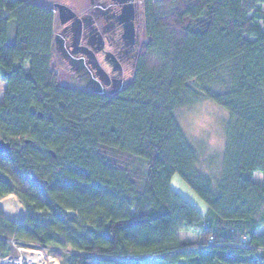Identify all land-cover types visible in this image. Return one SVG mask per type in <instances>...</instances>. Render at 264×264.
I'll list each match as a JSON object with an SVG mask.
<instances>
[{
  "label": "trees",
  "instance_id": "1",
  "mask_svg": "<svg viewBox=\"0 0 264 264\" xmlns=\"http://www.w3.org/2000/svg\"><path fill=\"white\" fill-rule=\"evenodd\" d=\"M136 1L131 75L102 95L61 84L53 10L0 0V200L25 216L0 206V259L33 246L59 264H264V0ZM200 101L228 115L217 171L176 122Z\"/></svg>",
  "mask_w": 264,
  "mask_h": 264
},
{
  "label": "flooded vegetation",
  "instance_id": "2",
  "mask_svg": "<svg viewBox=\"0 0 264 264\" xmlns=\"http://www.w3.org/2000/svg\"><path fill=\"white\" fill-rule=\"evenodd\" d=\"M136 3L85 0L80 8L68 6L74 18L66 23L57 20L54 53L78 88L112 95L124 87L140 43Z\"/></svg>",
  "mask_w": 264,
  "mask_h": 264
},
{
  "label": "rangeland",
  "instance_id": "3",
  "mask_svg": "<svg viewBox=\"0 0 264 264\" xmlns=\"http://www.w3.org/2000/svg\"><path fill=\"white\" fill-rule=\"evenodd\" d=\"M40 4L43 5L44 7L47 6L51 10H53L55 14V24H54V31L57 26V17H56V8H54L55 3H63V5L71 6L73 8H80L85 4V0H39ZM138 6L137 10V17H138V23L140 26L141 22V17L139 15L140 13V4L139 2L136 3ZM8 42H12L15 37V25L14 23L9 26L8 30ZM55 37V34H54ZM53 64H55V68L57 71V74L59 75V79L61 84L66 85V86H76L79 87V85H75L73 78L67 77L66 70L67 68L65 67V64H63L58 57L55 56L53 60ZM128 78L131 75L130 69H128ZM128 80V79H127ZM84 89V88H82ZM5 90V85L1 82L0 80V102L2 101V93ZM87 90V89H84ZM91 91V90H89ZM228 115L224 110H221L215 103L213 102H208V101H200V103H197L195 105L189 106V108H181L179 111L176 113V122L182 129L183 133H185L186 138L191 142H193L199 149V152H201L202 158L206 161L209 158L212 160V171H217L219 161L222 156V151L221 152H216V151H209L207 148V140L208 138L213 134L215 131V128H219L220 131L223 133L224 137V132H223V127L224 124L227 123ZM215 126V128L213 127ZM224 147V146H223ZM205 165V163H204ZM206 166V165H205ZM207 167V166H206ZM208 169V168H207ZM253 180L255 182H262L263 181V175L259 172H257L253 176ZM171 188L178 193L181 198H184L187 200L193 207H195L198 212L203 216L205 215L207 208L204 202L201 200L200 197H198L194 191L191 190L190 187H188L184 181L177 175L174 174L171 179ZM13 194H10L9 196L2 198L0 201H2V206L5 209V206L3 205L4 199H7L8 201L13 202L15 206L14 214L12 216H8L7 212L5 210V214L7 217L10 219L12 218L13 220L20 221L25 218L24 216V206H22L15 195L11 197ZM19 212L22 213V217L19 216ZM178 241L181 244L188 243L190 245L196 246L202 243V240L199 237V234L194 231H184V232H179L178 234ZM15 246V245H14ZM17 246V245H16ZM17 253L13 256H7L4 257L3 259H9V258H23L24 252L31 251V252H41L44 255V258L46 262L44 264H49V261L51 259L57 260L59 264L58 258L53 257L50 255L47 249H40L36 248L33 246L27 247V248H19L18 246L16 247ZM23 251V252H22ZM3 259H0V264L2 263Z\"/></svg>",
  "mask_w": 264,
  "mask_h": 264
},
{
  "label": "bare ground",
  "instance_id": "4",
  "mask_svg": "<svg viewBox=\"0 0 264 264\" xmlns=\"http://www.w3.org/2000/svg\"><path fill=\"white\" fill-rule=\"evenodd\" d=\"M3 205L5 206V210L8 216H12L14 214L15 206L11 201L4 202ZM19 216L22 217V213L19 212ZM23 252V251H22ZM46 262L43 253L41 252H31L27 251L24 252L23 258L18 259H6L3 263L4 264H44ZM49 264H58L57 260L51 259Z\"/></svg>",
  "mask_w": 264,
  "mask_h": 264
},
{
  "label": "water",
  "instance_id": "5",
  "mask_svg": "<svg viewBox=\"0 0 264 264\" xmlns=\"http://www.w3.org/2000/svg\"><path fill=\"white\" fill-rule=\"evenodd\" d=\"M131 1H134V0H131ZM54 8H56V10L58 11L57 12V19L60 20L62 23H66L67 20L72 19L76 16L74 11H72V9H70L68 6H65L61 3H55ZM127 28H128V31L130 32V30H132V25H128ZM9 148H10V143L4 142L2 139H0V153H8ZM0 206H1V202H0ZM3 212H4L5 217L8 220H10V221L13 220L12 218L10 219L9 217L6 216L4 210H3ZM15 222L20 223V222H22V220H20V221L15 220ZM9 259L13 260V259H17V258H13V259L9 258Z\"/></svg>",
  "mask_w": 264,
  "mask_h": 264
},
{
  "label": "clouds",
  "instance_id": "6",
  "mask_svg": "<svg viewBox=\"0 0 264 264\" xmlns=\"http://www.w3.org/2000/svg\"><path fill=\"white\" fill-rule=\"evenodd\" d=\"M215 128V126H213ZM224 146L223 133L219 128H215L213 134L207 140V148L209 151L221 152Z\"/></svg>",
  "mask_w": 264,
  "mask_h": 264
},
{
  "label": "built area",
  "instance_id": "7",
  "mask_svg": "<svg viewBox=\"0 0 264 264\" xmlns=\"http://www.w3.org/2000/svg\"><path fill=\"white\" fill-rule=\"evenodd\" d=\"M11 244H12V245H17L16 241H14V240L11 241ZM19 248H20V247H19ZM45 249H47L48 251H55V250H52V249H49V248H45ZM45 249H44V250H45ZM4 261H5V259H3L2 263H3Z\"/></svg>",
  "mask_w": 264,
  "mask_h": 264
},
{
  "label": "crops",
  "instance_id": "8",
  "mask_svg": "<svg viewBox=\"0 0 264 264\" xmlns=\"http://www.w3.org/2000/svg\"><path fill=\"white\" fill-rule=\"evenodd\" d=\"M11 197H13V195L11 196ZM8 199V198H7ZM7 199H4L3 201H6V202H8V200ZM1 202V206H2V201H0ZM2 208H3V210L5 211V209H4V207L2 206ZM15 221V220H14Z\"/></svg>",
  "mask_w": 264,
  "mask_h": 264
}]
</instances>
